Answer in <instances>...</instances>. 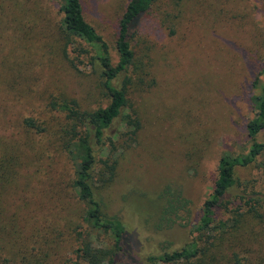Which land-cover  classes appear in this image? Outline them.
Segmentation results:
<instances>
[{"label": "rangeland", "instance_id": "rangeland-1", "mask_svg": "<svg viewBox=\"0 0 264 264\" xmlns=\"http://www.w3.org/2000/svg\"><path fill=\"white\" fill-rule=\"evenodd\" d=\"M80 1L115 62V23L127 0ZM259 2L155 0L140 18L130 41L126 93L139 129L130 139L117 128L114 177L94 189L104 213L120 219L130 241L131 261L120 253L112 264H146L148 256L187 242L219 155L246 149L242 125L252 115L250 84L264 68ZM90 54L64 30L51 0H0V154L16 158L13 177L0 174V264H72L83 206L64 150L71 120L48 103L72 100L86 111L104 106ZM258 76L264 79V71ZM27 117L42 130L28 128ZM236 174L263 197L257 168ZM167 188L188 205L163 213ZM223 236L216 241L217 264H264V222L243 214Z\"/></svg>", "mask_w": 264, "mask_h": 264}, {"label": "trees", "instance_id": "trees-1", "mask_svg": "<svg viewBox=\"0 0 264 264\" xmlns=\"http://www.w3.org/2000/svg\"><path fill=\"white\" fill-rule=\"evenodd\" d=\"M51 1L61 13V22L67 34L82 47L84 44L90 49L88 57L92 66L99 71L106 97L104 106L91 111L78 109L72 100H51L48 103L50 108L63 111L71 120L66 130L69 135L64 141V150L74 165L72 186L83 206V231L81 229L77 233L80 239L74 249L72 264H112L120 253L131 261L130 241L122 222L116 216L104 213L94 189L108 185L114 177L117 128L122 126V134L130 139L139 129L138 117L129 106L126 95L131 84L129 67L134 59L130 41L140 18L155 0L126 1L115 23V62L111 60L108 43L85 19L80 0ZM259 3V16L262 18L257 25L262 30L264 50V0ZM80 51L87 52L86 49ZM262 71L264 68L252 78L247 98V107L252 115L242 125L248 139L246 149L240 153L222 151L217 160L211 192L202 200L196 220L189 221V240L177 249L148 256L146 264H217L214 259L220 256V244H216V241L222 240L223 235L238 224L243 214L248 213L253 219L264 222V195L257 196L258 192L247 181L242 182L236 174L239 168L255 167L264 176V140L259 138L264 132V79L258 76ZM23 122L28 128H35L33 119L27 117ZM35 129L42 130L38 127ZM112 130V134L107 133ZM7 152L0 154V174L6 171L2 175L12 178L16 158L13 154L6 155ZM233 189L238 192L227 199L228 192ZM233 203L234 206L228 207ZM186 205L187 200L179 193H169L168 188L163 191V213L173 212L177 207ZM222 213H226L227 217L221 218ZM104 238L108 244L103 241ZM238 262L236 259V264Z\"/></svg>", "mask_w": 264, "mask_h": 264}]
</instances>
